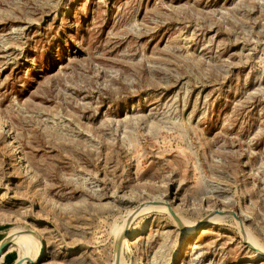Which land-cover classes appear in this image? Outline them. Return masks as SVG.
Wrapping results in <instances>:
<instances>
[{
    "label": "rangeland",
    "instance_id": "obj_1",
    "mask_svg": "<svg viewBox=\"0 0 264 264\" xmlns=\"http://www.w3.org/2000/svg\"><path fill=\"white\" fill-rule=\"evenodd\" d=\"M261 250L264 0H0V264Z\"/></svg>",
    "mask_w": 264,
    "mask_h": 264
},
{
    "label": "bare ground",
    "instance_id": "obj_2",
    "mask_svg": "<svg viewBox=\"0 0 264 264\" xmlns=\"http://www.w3.org/2000/svg\"><path fill=\"white\" fill-rule=\"evenodd\" d=\"M153 208H155V207H153ZM150 209H151V207H150ZM157 209H161L164 213H169L168 212V210L170 209L171 210V208H167L166 207V205L165 206H163V207H158ZM172 211V210H171ZM172 213V212H171ZM168 215V214H167ZM172 216H173V213H172ZM223 215H221V217H222ZM231 216V215H230ZM171 217V216H170ZM217 217H219V216H217ZM132 218V217H131ZM217 218H215V219H213V220H216ZM131 222V221H130ZM178 224H179V226H182V225H180V223L178 222ZM186 227V226H185ZM127 228V227H126ZM183 228V227H182ZM196 226L195 227H193L191 230H187L185 233L187 234V236L188 237H191V236H194V233H195V230H196ZM187 229V228H186ZM20 231V230H19ZM206 231L203 229L202 230V232H201V234H204ZM118 233V232H117ZM16 234V233H15ZM14 233L13 234H11L10 236H9V238L8 239H10V242L12 241V243H18V242H20L21 241V239L23 238V236H18V237H15L14 235H15ZM123 234H124V231H122L121 230V232L120 233H118V237H117V241H116V247H117V251H116V254H117V256H121V252L122 251H126L127 253L128 252H130V248H131V246H132V241H131V236L133 235L132 233H130L129 234V236H128V238H124V236H123ZM14 236V237H13ZM12 237V238H11ZM30 237H32V236H30ZM130 237V238H129ZM26 238V237H25ZM40 239V238H39ZM246 239V238H245ZM29 239H27V241H28ZM31 240V239H30ZM23 241V240H22ZM26 241V240H25ZM40 241H41V239H40ZM252 243V242H251ZM249 244V243H248ZM15 245V244H14ZM250 246V245H249ZM45 253H48L47 252V250L45 251ZM25 255V254H24ZM41 255V254H40ZM120 256H119V258H120ZM26 256H21L19 259H20V261L22 260V259H26L25 258ZM256 259H258V260H260L261 258H263L264 257V252H262V250L261 251H258L257 253H256ZM36 258V254H35V256L33 257V258H29L30 260H34ZM118 258V259H119ZM120 260V259H119ZM118 260V261H119ZM121 261V260H120ZM19 262V261H18ZM115 262H117V260H115ZM118 264H120V262H118Z\"/></svg>",
    "mask_w": 264,
    "mask_h": 264
},
{
    "label": "water",
    "instance_id": "obj_3",
    "mask_svg": "<svg viewBox=\"0 0 264 264\" xmlns=\"http://www.w3.org/2000/svg\"><path fill=\"white\" fill-rule=\"evenodd\" d=\"M16 264H19V263H16Z\"/></svg>",
    "mask_w": 264,
    "mask_h": 264
}]
</instances>
